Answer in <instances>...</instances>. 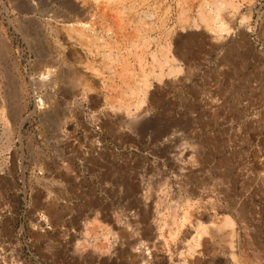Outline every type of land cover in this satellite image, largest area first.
<instances>
[{
  "label": "rangeland",
  "instance_id": "obj_1",
  "mask_svg": "<svg viewBox=\"0 0 264 264\" xmlns=\"http://www.w3.org/2000/svg\"><path fill=\"white\" fill-rule=\"evenodd\" d=\"M0 264H264V0H0Z\"/></svg>",
  "mask_w": 264,
  "mask_h": 264
},
{
  "label": "bare ground",
  "instance_id": "obj_2",
  "mask_svg": "<svg viewBox=\"0 0 264 264\" xmlns=\"http://www.w3.org/2000/svg\"><path fill=\"white\" fill-rule=\"evenodd\" d=\"M75 3V2H74ZM76 3H77V1H76ZM37 4V3H36ZM41 4V3H40ZM66 4V3H65ZM71 4V3H70ZM66 7V6H65ZM78 7V6H77ZM76 8V7H75ZM65 9V8H64ZM71 9V8H70ZM222 29V28H221ZM78 32V31H77ZM78 34V33H77ZM80 36H81V34H80ZM78 37V36H77ZM102 48V47H101ZM78 56V55H77ZM46 73H44L42 76H44ZM51 74V71L50 70H48L47 71V75H50ZM149 74V73H148ZM46 75V76H47ZM54 75V74H53ZM151 75V74H150ZM158 77V76H157ZM45 78V77H44ZM47 78V77H46ZM49 79V78H48ZM50 81H52V80H50ZM54 82V81H53ZM225 219H226V222H225V224H226V226L227 225H230L231 227L232 226H234V222H233V220L231 219V217H230V215L228 216V215H226L225 216ZM224 224V225H225Z\"/></svg>",
  "mask_w": 264,
  "mask_h": 264
}]
</instances>
